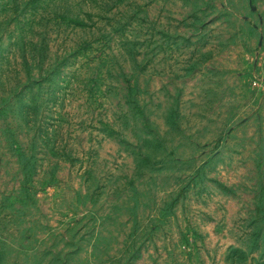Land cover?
Instances as JSON below:
<instances>
[{"label":"rangeland","instance_id":"1","mask_svg":"<svg viewBox=\"0 0 264 264\" xmlns=\"http://www.w3.org/2000/svg\"><path fill=\"white\" fill-rule=\"evenodd\" d=\"M0 264H264V0H0Z\"/></svg>","mask_w":264,"mask_h":264}]
</instances>
